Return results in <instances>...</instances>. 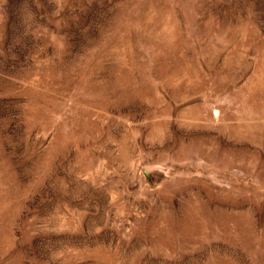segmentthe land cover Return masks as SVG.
<instances>
[{"label": "rangeland", "instance_id": "rangeland-1", "mask_svg": "<svg viewBox=\"0 0 264 264\" xmlns=\"http://www.w3.org/2000/svg\"><path fill=\"white\" fill-rule=\"evenodd\" d=\"M0 264H264V0H0Z\"/></svg>", "mask_w": 264, "mask_h": 264}]
</instances>
